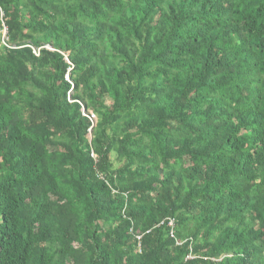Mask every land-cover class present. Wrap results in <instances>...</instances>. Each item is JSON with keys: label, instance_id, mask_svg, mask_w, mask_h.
Here are the masks:
<instances>
[{"label": "trees", "instance_id": "1", "mask_svg": "<svg viewBox=\"0 0 264 264\" xmlns=\"http://www.w3.org/2000/svg\"><path fill=\"white\" fill-rule=\"evenodd\" d=\"M0 264H264V0H0Z\"/></svg>", "mask_w": 264, "mask_h": 264}, {"label": "built area", "instance_id": "2", "mask_svg": "<svg viewBox=\"0 0 264 264\" xmlns=\"http://www.w3.org/2000/svg\"><path fill=\"white\" fill-rule=\"evenodd\" d=\"M4 30L6 31V28H4ZM7 41V40H6ZM6 41H3V46H6V47H8V45L6 44ZM36 52V54H38V52L37 51H35ZM86 117H88V119L91 121V123L92 124H94L95 123V121H96V116L94 115V114H85V112L83 113ZM92 157L96 160V157H95V155L94 154H92ZM167 222H168V226L170 227V228H172V232H171V237H175V235H174V232H173V229H174V227H175V222L173 221V220H171V219H167ZM189 259H193V257H190Z\"/></svg>", "mask_w": 264, "mask_h": 264}, {"label": "rangeland", "instance_id": "3", "mask_svg": "<svg viewBox=\"0 0 264 264\" xmlns=\"http://www.w3.org/2000/svg\"><path fill=\"white\" fill-rule=\"evenodd\" d=\"M6 36H7V31H5V30L1 31V39H2L1 40V45H3V41L7 40ZM6 44H7V41H6Z\"/></svg>", "mask_w": 264, "mask_h": 264}, {"label": "clouds", "instance_id": "4", "mask_svg": "<svg viewBox=\"0 0 264 264\" xmlns=\"http://www.w3.org/2000/svg\"><path fill=\"white\" fill-rule=\"evenodd\" d=\"M68 62H69V60H67ZM70 63V62H69ZM84 110V109H83ZM85 111H83V113H84ZM93 125V124H92Z\"/></svg>", "mask_w": 264, "mask_h": 264}]
</instances>
